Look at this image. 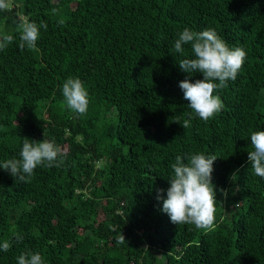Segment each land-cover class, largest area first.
Returning a JSON list of instances; mask_svg holds the SVG:
<instances>
[{"label": "trees", "instance_id": "trees-1", "mask_svg": "<svg viewBox=\"0 0 264 264\" xmlns=\"http://www.w3.org/2000/svg\"><path fill=\"white\" fill-rule=\"evenodd\" d=\"M20 16L47 25L34 49L18 47ZM186 27L247 53L208 121L179 87V62L194 58L190 45L174 51ZM4 34L14 41L0 51V164L20 159L24 138L54 141L64 163L29 183L0 168V245H12L0 264L27 251L45 264H264V178L248 162L251 133L264 131V0H11ZM70 77L89 92L86 115L64 104ZM200 153L218 158L211 230L162 211L171 164Z\"/></svg>", "mask_w": 264, "mask_h": 264}, {"label": "clouds", "instance_id": "clouds-1", "mask_svg": "<svg viewBox=\"0 0 264 264\" xmlns=\"http://www.w3.org/2000/svg\"><path fill=\"white\" fill-rule=\"evenodd\" d=\"M10 6L11 0H0V11L7 10ZM52 11L56 14L57 9ZM40 28L46 30L47 25H37L35 22H29L27 17L20 16L17 25V31L20 33L18 47L21 50L25 47L34 49L40 36ZM13 41L12 34L0 37V51L5 50ZM184 45L191 46L194 58L182 59L179 62V69L188 74L179 83V87L193 113L201 120L208 121L224 107L220 96L214 93L228 87V81L236 80L247 53L242 47H229L217 31L211 28L200 32L184 28L174 42V51L184 55ZM194 73L202 74L203 79L191 82ZM62 95L68 110L81 116L86 115L90 96L79 78H68L62 86ZM189 126L188 120L182 125L183 128ZM250 140L253 150L248 152V162L254 174L264 178V131L252 132ZM185 159L187 163L184 162ZM217 159L215 155L206 156L203 153L175 158V163L171 164L174 175L169 179L170 187L167 190V198L163 199L162 207V211L170 217L173 224H191L202 230L214 228L218 202L216 186L212 183V172ZM63 163L61 148L54 141L35 142L24 138L20 159L6 160L0 164V168L9 172L16 182L29 183L37 167H60ZM220 193L227 198L226 190L221 189ZM157 199L161 200L162 197L158 194ZM234 206L238 207L239 203ZM22 239L19 235L15 237L17 242H21ZM118 243H125L123 235H120ZM11 246L9 241H4L0 245V250L7 252ZM18 264H45V261L40 253L27 251L18 257Z\"/></svg>", "mask_w": 264, "mask_h": 264}]
</instances>
